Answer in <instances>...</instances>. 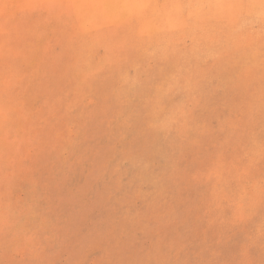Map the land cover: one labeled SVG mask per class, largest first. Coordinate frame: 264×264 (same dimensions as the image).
I'll list each match as a JSON object with an SVG mask.
<instances>
[{
    "label": "rangeland",
    "instance_id": "1",
    "mask_svg": "<svg viewBox=\"0 0 264 264\" xmlns=\"http://www.w3.org/2000/svg\"><path fill=\"white\" fill-rule=\"evenodd\" d=\"M0 264H264V0H0Z\"/></svg>",
    "mask_w": 264,
    "mask_h": 264
}]
</instances>
